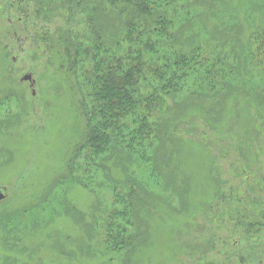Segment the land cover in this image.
I'll return each mask as SVG.
<instances>
[{"label":"rangeland","instance_id":"rangeland-1","mask_svg":"<svg viewBox=\"0 0 264 264\" xmlns=\"http://www.w3.org/2000/svg\"><path fill=\"white\" fill-rule=\"evenodd\" d=\"M60 2L0 0V264H264V91L242 64L264 0H189L181 40L237 53L239 68L167 101L173 138L159 128L148 173L118 148L107 168L86 150L66 166L80 125L50 44L88 27ZM113 25L97 19L109 45ZM115 213L133 241L108 252L93 224Z\"/></svg>","mask_w":264,"mask_h":264},{"label":"trees","instance_id":"trees-1","mask_svg":"<svg viewBox=\"0 0 264 264\" xmlns=\"http://www.w3.org/2000/svg\"><path fill=\"white\" fill-rule=\"evenodd\" d=\"M59 6L74 12L67 21L78 17V23L88 27V35L59 29L50 44L56 76L67 83L72 113L80 125L79 138L67 158L69 168L72 156L85 150L95 168H107L118 148L123 168L130 163L148 173L153 166L147 147L164 128L159 117L167 101L189 91V84L209 87L229 68L238 71L237 53H218L198 40H181L182 30L195 26L189 0H61ZM100 15L114 23L117 39L112 45L97 27ZM250 46L248 62L245 58L242 64L252 62L264 91V20L252 34ZM170 132L169 126L164 128L169 140ZM120 218L115 213L93 224L108 252L121 251L133 241L126 224L112 221Z\"/></svg>","mask_w":264,"mask_h":264},{"label":"water","instance_id":"water-1","mask_svg":"<svg viewBox=\"0 0 264 264\" xmlns=\"http://www.w3.org/2000/svg\"><path fill=\"white\" fill-rule=\"evenodd\" d=\"M23 80H25V81L30 80V76L29 75L24 76ZM3 199H4V196L0 191V200H3Z\"/></svg>","mask_w":264,"mask_h":264}]
</instances>
